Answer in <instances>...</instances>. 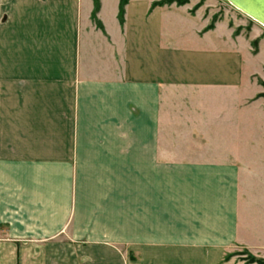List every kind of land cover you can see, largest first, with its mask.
<instances>
[{"label": "crops", "instance_id": "obj_1", "mask_svg": "<svg viewBox=\"0 0 264 264\" xmlns=\"http://www.w3.org/2000/svg\"><path fill=\"white\" fill-rule=\"evenodd\" d=\"M157 1L0 0V264L264 253L260 55Z\"/></svg>", "mask_w": 264, "mask_h": 264}, {"label": "rangeland", "instance_id": "obj_2", "mask_svg": "<svg viewBox=\"0 0 264 264\" xmlns=\"http://www.w3.org/2000/svg\"><path fill=\"white\" fill-rule=\"evenodd\" d=\"M107 1L112 3L114 0ZM157 2L163 6L187 7L190 9L191 14L202 15L207 20V30L223 23L234 31V35L244 37L249 42L253 53L260 55L255 63L257 73L253 76V80L258 89L255 99L264 103V27L236 9L227 0H158ZM259 66H262L260 70L258 69ZM255 163L257 164V159H255ZM262 172L264 173V169H262ZM5 238V232L1 229L0 239ZM234 257H238L246 264H264V253L256 256L247 250H242L225 257V261H229ZM253 259L254 261H252Z\"/></svg>", "mask_w": 264, "mask_h": 264}, {"label": "water", "instance_id": "obj_3", "mask_svg": "<svg viewBox=\"0 0 264 264\" xmlns=\"http://www.w3.org/2000/svg\"><path fill=\"white\" fill-rule=\"evenodd\" d=\"M236 9L264 27V0H227Z\"/></svg>", "mask_w": 264, "mask_h": 264}, {"label": "trees", "instance_id": "obj_4", "mask_svg": "<svg viewBox=\"0 0 264 264\" xmlns=\"http://www.w3.org/2000/svg\"><path fill=\"white\" fill-rule=\"evenodd\" d=\"M129 1L130 0H120L119 21H120L121 24L124 23L125 8H126L127 4L129 3ZM93 2H94V12L92 14V19L96 23V25H97L98 28L103 29L102 25L97 20V14H98V12L100 10V0H93ZM158 6H163V5H161L158 2H156V3L153 4V8L158 7ZM252 261H254V259Z\"/></svg>", "mask_w": 264, "mask_h": 264}]
</instances>
